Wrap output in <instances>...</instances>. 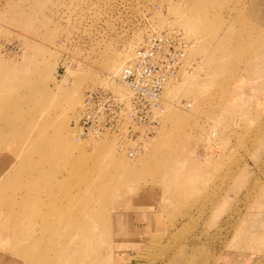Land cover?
I'll list each match as a JSON object with an SVG mask.
<instances>
[{
    "label": "rangeland",
    "instance_id": "1",
    "mask_svg": "<svg viewBox=\"0 0 264 264\" xmlns=\"http://www.w3.org/2000/svg\"><path fill=\"white\" fill-rule=\"evenodd\" d=\"M172 27L193 63L165 88L143 153L111 132L80 139L88 88ZM0 156L10 264H264V0H0ZM142 192L157 223L149 252L130 259L111 218ZM37 194L69 216L54 224L44 206L34 255L19 249L18 219Z\"/></svg>",
    "mask_w": 264,
    "mask_h": 264
},
{
    "label": "built area",
    "instance_id": "2",
    "mask_svg": "<svg viewBox=\"0 0 264 264\" xmlns=\"http://www.w3.org/2000/svg\"><path fill=\"white\" fill-rule=\"evenodd\" d=\"M191 45L176 27L150 35L120 71L84 93L73 117L78 137L99 138L111 132L117 140L133 143L125 151L129 156L140 155L162 124L164 89L193 63L188 57Z\"/></svg>",
    "mask_w": 264,
    "mask_h": 264
},
{
    "label": "crops",
    "instance_id": "3",
    "mask_svg": "<svg viewBox=\"0 0 264 264\" xmlns=\"http://www.w3.org/2000/svg\"><path fill=\"white\" fill-rule=\"evenodd\" d=\"M1 158V156H0ZM3 158L0 159V167ZM149 193L142 192L130 201L127 209L118 208L112 214V235L114 246L124 251L126 257L135 259L149 252L150 236L155 234L158 208ZM4 252H0V264L14 263L9 256L4 260ZM124 255V256H125ZM243 259L240 264H246ZM16 263V262H15Z\"/></svg>",
    "mask_w": 264,
    "mask_h": 264
},
{
    "label": "bare ground",
    "instance_id": "4",
    "mask_svg": "<svg viewBox=\"0 0 264 264\" xmlns=\"http://www.w3.org/2000/svg\"><path fill=\"white\" fill-rule=\"evenodd\" d=\"M165 90L166 89H164V93H165ZM105 135L106 134L100 136L97 140H99L100 138H102ZM151 138H153V136ZM150 139H149V141H150ZM43 156L46 157L47 160H50V162H51V160H54L55 153H52L48 156L46 153ZM137 156H139V155H137ZM124 168H125V170H127L128 167L127 168L124 167ZM54 185L55 184H51V186H50L51 188L49 187L51 194L53 192H55L56 185H55V187H54ZM40 186H42V185L39 183L37 187H40ZM44 189H47V185H45ZM31 196L30 197L28 196V199L27 200L24 199V202H22L23 206L21 207L20 215H19V219H18L19 220V230H20V231L18 230L19 231L18 237L22 241H24L25 243H18V246H19V249H21L24 253H25V251H27L29 254L34 253V255H35V253H37V251H35L36 248L40 247V245H41V243H40L41 241H39L41 239V236H40L41 234L40 235L38 234L39 231H38L37 223H39L38 220H39L40 215L42 214V216H43V213H45V212H43L44 206L48 204V206L50 207L51 216H53L51 218L55 219V221L53 220L54 224H56L58 222H61V223L66 222L68 219L67 216H69V215H68V210L64 208L65 204L62 201L60 202V201L55 200L53 202H48V201H45V199H42V197H40L39 194L34 195L32 198H31ZM50 220H52V219H50ZM24 222H26V224H24ZM58 233H60V232H58Z\"/></svg>",
    "mask_w": 264,
    "mask_h": 264
}]
</instances>
